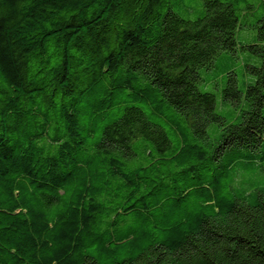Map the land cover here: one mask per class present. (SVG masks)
Instances as JSON below:
<instances>
[{
    "label": "trees",
    "instance_id": "obj_1",
    "mask_svg": "<svg viewBox=\"0 0 264 264\" xmlns=\"http://www.w3.org/2000/svg\"><path fill=\"white\" fill-rule=\"evenodd\" d=\"M195 1L0 0V264H264V0Z\"/></svg>",
    "mask_w": 264,
    "mask_h": 264
},
{
    "label": "rangeland",
    "instance_id": "obj_2",
    "mask_svg": "<svg viewBox=\"0 0 264 264\" xmlns=\"http://www.w3.org/2000/svg\"><path fill=\"white\" fill-rule=\"evenodd\" d=\"M254 1L255 0H248V3H253ZM195 2L197 3V0ZM250 20H252V18H250ZM235 39L238 50L233 56L222 53L214 59L213 65L208 71H200V77L204 82L198 85V89L214 94L216 97V113L223 117H227L229 113L236 111V109L230 105H220V99L223 96L222 91L225 88L226 80L222 77H218V72L221 69L232 70L236 74L237 89L243 91L245 85L253 83V78H249L244 72L245 65H259V60L257 58L239 50V45H248L255 41V31L246 28L239 29L235 34ZM242 104L243 102H240L237 105V109L242 108ZM211 128L212 127H209L208 131H211ZM256 182L264 184V171L258 174Z\"/></svg>",
    "mask_w": 264,
    "mask_h": 264
}]
</instances>
